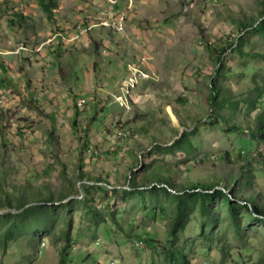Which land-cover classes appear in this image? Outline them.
Wrapping results in <instances>:
<instances>
[{
	"label": "rangeland",
	"instance_id": "obj_1",
	"mask_svg": "<svg viewBox=\"0 0 264 264\" xmlns=\"http://www.w3.org/2000/svg\"><path fill=\"white\" fill-rule=\"evenodd\" d=\"M54 1L0 0V264H264L204 194L264 208V0Z\"/></svg>",
	"mask_w": 264,
	"mask_h": 264
},
{
	"label": "trees",
	"instance_id": "obj_2",
	"mask_svg": "<svg viewBox=\"0 0 264 264\" xmlns=\"http://www.w3.org/2000/svg\"><path fill=\"white\" fill-rule=\"evenodd\" d=\"M38 2L40 4L42 10L44 11L46 17L48 19H51L52 18V9L55 6V1L54 0H38ZM15 16H18V15H15ZM14 21L15 20L13 18H9V22L11 25L14 23ZM258 25H259V22H258ZM215 58H216V61H219L220 55H216ZM209 87H210V92H211L210 96H209V104H210L211 108H214V102L217 100V96L219 95V89L216 88L214 84H210ZM250 131H251V136L264 140V113L263 112L255 115L254 124L250 128ZM159 180L160 181H158V183H160L162 185H160L158 187L163 188V189H167V185H169V183H168L169 181L167 179H163V180L159 179ZM152 186L155 187V185H152ZM195 187H199V186L196 185ZM207 189L208 190H204V194L208 193L211 196L219 195V196L225 197L226 202H227L228 206L230 207L231 212L234 213V212L238 211V209L240 207H247L255 219L264 221V208L259 207L255 200H252V201L249 200L248 196H245L246 199H239V201L235 202V201L231 200L230 197H228L226 192H224L222 189L216 187L215 185H212L211 187H209ZM17 203H18L17 204L18 207H21L23 205V203H21L20 201H17ZM23 211H24V209L21 210L20 212H23ZM20 212H18V213H20ZM185 222H186V217L184 216L183 208L181 206L180 201L177 199L175 214L169 223V230H168L169 236L171 238L175 237L177 231L184 226ZM166 256L170 259L171 263H174L175 256L171 251L166 252ZM180 259L184 263H186V261H187L184 254L180 255ZM57 264H65V257H64L63 252L61 253L60 260Z\"/></svg>",
	"mask_w": 264,
	"mask_h": 264
},
{
	"label": "bare ground",
	"instance_id": "obj_3",
	"mask_svg": "<svg viewBox=\"0 0 264 264\" xmlns=\"http://www.w3.org/2000/svg\"><path fill=\"white\" fill-rule=\"evenodd\" d=\"M83 101H84V98L80 99V100L78 101V104L80 105Z\"/></svg>",
	"mask_w": 264,
	"mask_h": 264
},
{
	"label": "built area",
	"instance_id": "obj_4",
	"mask_svg": "<svg viewBox=\"0 0 264 264\" xmlns=\"http://www.w3.org/2000/svg\"><path fill=\"white\" fill-rule=\"evenodd\" d=\"M116 23V25H118V21L117 22H115Z\"/></svg>",
	"mask_w": 264,
	"mask_h": 264
}]
</instances>
